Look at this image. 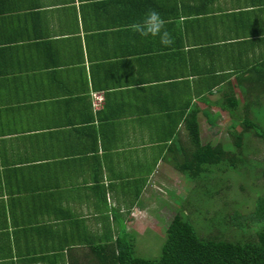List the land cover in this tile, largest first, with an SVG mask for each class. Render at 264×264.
<instances>
[{
    "label": "crops",
    "instance_id": "obj_1",
    "mask_svg": "<svg viewBox=\"0 0 264 264\" xmlns=\"http://www.w3.org/2000/svg\"><path fill=\"white\" fill-rule=\"evenodd\" d=\"M150 9L172 45L128 28ZM263 73L264 0H0V264H89L146 225L190 121L225 136Z\"/></svg>",
    "mask_w": 264,
    "mask_h": 264
},
{
    "label": "rangeland",
    "instance_id": "obj_2",
    "mask_svg": "<svg viewBox=\"0 0 264 264\" xmlns=\"http://www.w3.org/2000/svg\"><path fill=\"white\" fill-rule=\"evenodd\" d=\"M256 93L259 95H255ZM244 94L247 95V102L251 103L250 117L258 122L259 129L264 131V89L250 91L248 94H253L252 96ZM247 115L232 117L235 129L243 132L241 147L237 146L231 131L226 132L225 136L206 137L202 140L221 142L227 150L238 154L240 158L235 167L230 162L207 165L208 169H212L211 172L201 173L196 179L176 171V184L170 186L173 194L169 192L167 196L170 201L158 203L159 207L153 208V215L146 225L133 224L135 231L132 233L142 248L138 252L140 256L149 259L160 256L167 226L178 212L185 214L198 235L203 238L221 235L222 237L217 238L235 241L255 237V222L248 220L246 223L250 228L248 232H244L231 217L235 208L246 215L255 207V196L264 194V138L253 130L243 128L244 123L240 121L245 120ZM226 218H229L228 224Z\"/></svg>",
    "mask_w": 264,
    "mask_h": 264
},
{
    "label": "trees",
    "instance_id": "obj_3",
    "mask_svg": "<svg viewBox=\"0 0 264 264\" xmlns=\"http://www.w3.org/2000/svg\"><path fill=\"white\" fill-rule=\"evenodd\" d=\"M261 75L264 76V73ZM250 91L252 90L243 92L248 94ZM255 95L258 96L259 93ZM238 101L239 99L234 96L232 114L238 109ZM250 105V102H246L248 115L246 114V119L240 122L244 123L243 128L253 130L264 138V131L260 130L258 122L250 117L249 112L252 111ZM234 124L232 121L231 133H233L237 146L241 147L244 140L243 132L235 129ZM189 128L191 141L195 148L187 159L178 163L177 167L183 174L196 179L201 173L211 172L212 169H208L207 165L222 162L226 164L230 162L233 167L237 165L240 158L238 154L227 150L221 142L202 141L197 120L190 121ZM254 199L253 210L243 215L239 209L235 208L231 217L244 232H248L250 228L246 223L248 220L255 222V237L235 241L217 238L222 237L221 235L215 238H203L198 235L194 225L185 214L178 212L167 226L166 238L161 245L158 258L149 259L140 256L138 252L142 248L137 244L139 240L134 233L122 228L115 236L105 232L101 235L102 239L89 241L91 249L89 264H264V194L255 196ZM228 219L225 220L227 224Z\"/></svg>",
    "mask_w": 264,
    "mask_h": 264
},
{
    "label": "clouds",
    "instance_id": "obj_4",
    "mask_svg": "<svg viewBox=\"0 0 264 264\" xmlns=\"http://www.w3.org/2000/svg\"><path fill=\"white\" fill-rule=\"evenodd\" d=\"M128 28L142 37H159L164 46H170L174 43L171 34L165 27V20L161 14L154 9H150L142 20L128 25Z\"/></svg>",
    "mask_w": 264,
    "mask_h": 264
},
{
    "label": "built area",
    "instance_id": "obj_5",
    "mask_svg": "<svg viewBox=\"0 0 264 264\" xmlns=\"http://www.w3.org/2000/svg\"><path fill=\"white\" fill-rule=\"evenodd\" d=\"M104 101V94L102 91H95L94 92V103L96 106H100Z\"/></svg>",
    "mask_w": 264,
    "mask_h": 264
}]
</instances>
